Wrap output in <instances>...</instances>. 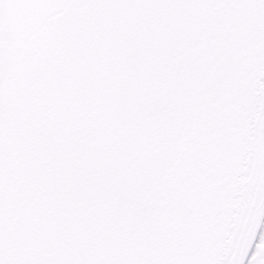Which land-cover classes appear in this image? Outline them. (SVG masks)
Listing matches in <instances>:
<instances>
[{
	"label": "snow or ice",
	"instance_id": "1",
	"mask_svg": "<svg viewBox=\"0 0 264 264\" xmlns=\"http://www.w3.org/2000/svg\"><path fill=\"white\" fill-rule=\"evenodd\" d=\"M0 264H264V0H0Z\"/></svg>",
	"mask_w": 264,
	"mask_h": 264
}]
</instances>
